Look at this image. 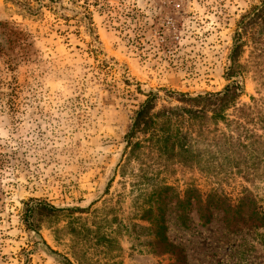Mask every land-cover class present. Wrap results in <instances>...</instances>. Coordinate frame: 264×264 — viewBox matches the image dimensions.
I'll list each match as a JSON object with an SVG mask.
<instances>
[{"label":"rangeland","instance_id":"374dc122","mask_svg":"<svg viewBox=\"0 0 264 264\" xmlns=\"http://www.w3.org/2000/svg\"><path fill=\"white\" fill-rule=\"evenodd\" d=\"M17 1L0 0V264H264L262 184L128 163L125 141L148 94L224 90L264 0Z\"/></svg>","mask_w":264,"mask_h":264},{"label":"trees","instance_id":"16d2710c","mask_svg":"<svg viewBox=\"0 0 264 264\" xmlns=\"http://www.w3.org/2000/svg\"><path fill=\"white\" fill-rule=\"evenodd\" d=\"M239 25L224 90L196 97L166 90L163 95L148 94L125 136L128 163L143 167L154 162L164 170L197 168L208 177L235 173L251 186L264 187V2ZM246 45L251 46V68L240 63ZM246 69L260 72L254 79L259 90L249 103L240 100ZM197 204L205 223H210L208 202L199 199ZM259 222L264 228V219Z\"/></svg>","mask_w":264,"mask_h":264}]
</instances>
